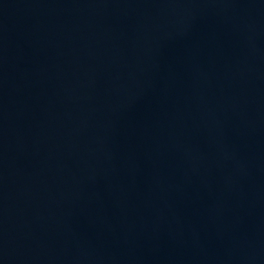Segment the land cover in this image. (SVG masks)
I'll return each mask as SVG.
<instances>
[{"label":"water","instance_id":"1","mask_svg":"<svg viewBox=\"0 0 264 264\" xmlns=\"http://www.w3.org/2000/svg\"><path fill=\"white\" fill-rule=\"evenodd\" d=\"M0 264H264V0H0Z\"/></svg>","mask_w":264,"mask_h":264}]
</instances>
